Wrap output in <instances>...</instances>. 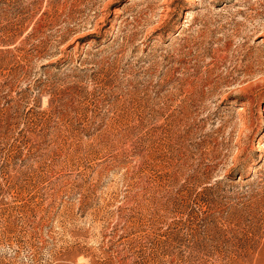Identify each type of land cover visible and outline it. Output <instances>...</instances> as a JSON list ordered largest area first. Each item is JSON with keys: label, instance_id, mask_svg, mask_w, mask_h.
Wrapping results in <instances>:
<instances>
[{"label": "rangeland", "instance_id": "1", "mask_svg": "<svg viewBox=\"0 0 264 264\" xmlns=\"http://www.w3.org/2000/svg\"><path fill=\"white\" fill-rule=\"evenodd\" d=\"M0 264H264V0H0Z\"/></svg>", "mask_w": 264, "mask_h": 264}]
</instances>
